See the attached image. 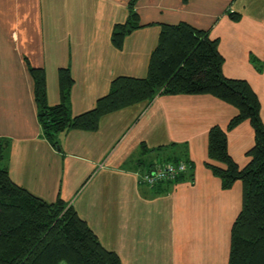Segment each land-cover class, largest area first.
<instances>
[{
	"label": "crops",
	"instance_id": "1",
	"mask_svg": "<svg viewBox=\"0 0 264 264\" xmlns=\"http://www.w3.org/2000/svg\"><path fill=\"white\" fill-rule=\"evenodd\" d=\"M129 1L0 0V141L9 176L45 202L71 205L123 264H227L242 183L223 189L205 163L216 164L209 129L226 130L235 108L211 95H163L102 117L94 132L60 134L59 150L42 137L29 66L44 70L49 106L60 102L58 70L70 71L76 116L114 78L145 77L160 25L181 22L218 41L223 75L248 82L264 123V0H138L140 27L117 48L112 31L127 21ZM253 143L248 121L227 132L239 168ZM159 147L183 151L192 178L142 185L139 172L165 156L151 151Z\"/></svg>",
	"mask_w": 264,
	"mask_h": 264
},
{
	"label": "trees",
	"instance_id": "2",
	"mask_svg": "<svg viewBox=\"0 0 264 264\" xmlns=\"http://www.w3.org/2000/svg\"><path fill=\"white\" fill-rule=\"evenodd\" d=\"M137 1H129L127 21L113 28L111 41L117 48L128 31L140 27L134 10ZM229 15L232 20L238 19L234 13ZM217 44V40L209 38L208 31L187 23L160 25L146 76L114 78L108 93L92 109L76 116L70 108V89L74 83L70 71L58 70L60 102L49 106L44 70L29 66L37 119L42 137L59 150L60 134L73 130L94 132L102 117L135 104L149 103L158 96L205 94L232 106L237 113L226 130L213 126L208 131V159L216 164L205 165L221 181L223 189H229L237 181L242 183V205L231 227L227 264H264V123L260 103L247 81L223 75V57ZM244 121L253 130L254 143L246 153L248 163L239 168L228 154L227 132ZM5 143L0 141V264H123L115 252L100 244L71 205L61 199L45 202L11 180L5 162ZM168 149L151 150L165 156L148 167L183 162L187 168L175 180L153 187L192 178L193 167L184 158V152Z\"/></svg>",
	"mask_w": 264,
	"mask_h": 264
},
{
	"label": "built area",
	"instance_id": "3",
	"mask_svg": "<svg viewBox=\"0 0 264 264\" xmlns=\"http://www.w3.org/2000/svg\"><path fill=\"white\" fill-rule=\"evenodd\" d=\"M187 165L183 162L174 163H156L152 167L143 169L139 172L138 178L142 185L153 187L164 181H173L180 173L184 172Z\"/></svg>",
	"mask_w": 264,
	"mask_h": 264
},
{
	"label": "rangeland",
	"instance_id": "4",
	"mask_svg": "<svg viewBox=\"0 0 264 264\" xmlns=\"http://www.w3.org/2000/svg\"><path fill=\"white\" fill-rule=\"evenodd\" d=\"M60 264H65L64 262H61Z\"/></svg>",
	"mask_w": 264,
	"mask_h": 264
}]
</instances>
